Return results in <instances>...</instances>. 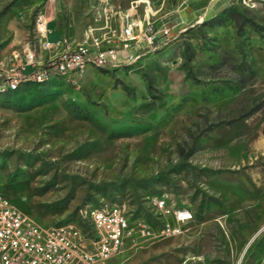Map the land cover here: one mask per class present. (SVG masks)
Masks as SVG:
<instances>
[{
    "label": "rangeland",
    "instance_id": "obj_1",
    "mask_svg": "<svg viewBox=\"0 0 264 264\" xmlns=\"http://www.w3.org/2000/svg\"><path fill=\"white\" fill-rule=\"evenodd\" d=\"M41 1L0 0L2 62L24 11L26 39L16 48L39 49ZM87 1L65 0L59 24L82 29ZM150 3L158 24L178 25L170 45L131 64L89 65L71 80L0 89V188L46 224L105 199L146 219L153 233L136 228L103 264H264V28L227 11L264 27V0H207L194 15L187 0ZM161 192L172 209L192 211L180 234H160L175 221L155 203ZM140 203L154 219L135 215Z\"/></svg>",
    "mask_w": 264,
    "mask_h": 264
},
{
    "label": "built area",
    "instance_id": "obj_2",
    "mask_svg": "<svg viewBox=\"0 0 264 264\" xmlns=\"http://www.w3.org/2000/svg\"><path fill=\"white\" fill-rule=\"evenodd\" d=\"M144 3L143 15L135 11ZM59 0H45L35 16L34 31L45 49L54 50L46 59L37 58L34 45L27 44L22 52L25 63L15 61L0 82V89H17L28 82L47 83L55 78L74 79L89 65H126L144 53L155 51L173 37L168 23L158 25L151 16L150 0L131 4L123 9L112 0H93L83 37L74 44L68 37L51 40L49 14H56ZM119 18V26L112 24ZM22 52L13 53L20 58ZM0 63L2 61L0 60ZM26 64L33 66L26 72ZM155 203L175 221H166L160 234L183 232L182 223L192 217L188 207L171 208L166 193L155 197ZM129 217L126 204L105 199L80 207L74 220L46 224L14 203L0 188V264H103L123 252L126 238L134 230L151 235V225L144 218ZM136 223V224H135Z\"/></svg>",
    "mask_w": 264,
    "mask_h": 264
},
{
    "label": "crops",
    "instance_id": "obj_3",
    "mask_svg": "<svg viewBox=\"0 0 264 264\" xmlns=\"http://www.w3.org/2000/svg\"><path fill=\"white\" fill-rule=\"evenodd\" d=\"M45 0H42L41 3L43 4ZM60 1V4L61 6L59 7V11H57V13L54 15V14H51V12H47L50 16L48 18V24H49V27L51 28L50 32H49V35L48 37L51 39V40H59L61 39L62 37H68L69 40L74 44V41H79L82 37H83V34H84V30H85V27H86V24L88 21H92L93 20V15L91 13V7H92V4H93V0H88L87 2V7L85 8V11L83 12L82 14V18H83V25H82V29H79V31H75L76 33L74 34V25L72 23V21L69 23L68 26H61L59 24V16H60V13L62 11V8H63V4H65V0H59ZM116 5H119L121 6L123 9H130L131 6H124L122 5L118 0H112ZM134 1V0H133ZM188 1V5L185 7V9L188 10L189 15L192 14H200L201 13V6L202 4H205L207 2V0H187ZM42 4L40 5V7L42 6ZM39 7V8H40ZM157 13V11L155 9H153L152 7V11H151V16L152 18H155V21L156 23L158 24L159 21H158V18L155 16ZM27 14V11H24V14L18 16V18H16L15 20L12 21L11 23V26H12V32H13V36L9 42V47L11 49H13L11 55H9V59L8 61H3L2 63H0V72H3V71H7L8 70V67L10 65V63H14L15 61H19L21 60V62L25 63V55H23L24 53L19 50L20 52H22V56L20 58H15L13 53H15L16 51H18V49L16 48L17 44H22V42L25 41L26 39V33H27V20L29 18ZM135 14L137 15H143L144 14V10L143 9H140V7L135 11ZM112 24L114 26H119V18L118 17H114L112 19ZM181 24V22H180ZM158 25H161V24H158ZM177 25V24H175ZM173 26V31L175 30L174 28L175 27H178L177 26ZM180 26V25H179ZM70 27L72 29V31L70 30ZM172 39L170 40V42H168V44L170 45ZM22 46V45H21ZM170 47V46H169ZM168 47V48H169ZM64 48V45L61 44L60 46H58L57 48H55L54 50H48V49H45L42 44H40V47L39 49H37V58L38 59H46L50 54L54 53L55 50H61ZM153 52V51H152ZM150 53V52H149ZM172 53V52H171ZM168 56V55H166ZM9 62V63H8ZM33 66L31 64H26L25 66V69H26V72H30L32 70Z\"/></svg>",
    "mask_w": 264,
    "mask_h": 264
},
{
    "label": "trees",
    "instance_id": "obj_4",
    "mask_svg": "<svg viewBox=\"0 0 264 264\" xmlns=\"http://www.w3.org/2000/svg\"><path fill=\"white\" fill-rule=\"evenodd\" d=\"M227 11H229V12H228V15H230V16H234V17L236 18L237 21H240V24H242L245 20H249L252 24L255 25V28H256V29L261 30V29L264 28V27H261V26L259 25V23L256 22L255 20H253L252 18L247 17V16H244L243 13H242L241 11H239L236 7H230ZM222 21H223V19H220L219 22H222ZM214 23H215V22L211 21L209 24H214ZM187 49H188V51H187ZM186 51L189 53V55H188L189 57H190V55H193V53L195 52L194 49H193V50L190 49V45L187 46ZM195 80H196V81H201V79H199L198 77H195ZM1 81H2V79L0 78V82H1ZM51 81H52V80H51ZM32 84H38V85H41V84H43V83L28 82V83H24V84H22V85H32ZM22 85H20V87H21ZM20 87L17 88V89H5V90H3V92H5V93L16 92V91H18V90L20 89ZM262 105H263V102L258 103V104L255 105L252 109H250V110L248 111V113H253L254 111H256V110H258L259 108H261ZM153 190H154V191H157V189H156L155 187H153ZM161 193H162V192H161ZM90 203H94V202H90ZM79 209H80V208H79ZM79 209L77 210V215H78V211H79ZM135 215H136V216H137V215H143V216H146V217H148V218H150V219H154L153 214L150 213L148 210H146V209L144 208V206H143L141 203L138 205L137 209L135 210ZM136 216H135V217H136ZM76 217H77V216H76ZM76 217H75V218H76ZM135 217H134V218H135ZM71 220H74V219H71ZM71 220H69V221H71ZM66 222H67V221H66Z\"/></svg>",
    "mask_w": 264,
    "mask_h": 264
}]
</instances>
